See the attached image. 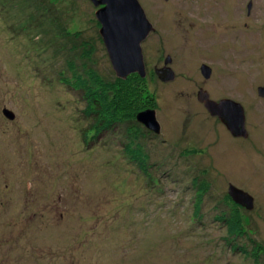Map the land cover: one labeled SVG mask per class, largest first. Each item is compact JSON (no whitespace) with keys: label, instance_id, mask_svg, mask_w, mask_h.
Returning <instances> with one entry per match:
<instances>
[{"label":"rangeland","instance_id":"1","mask_svg":"<svg viewBox=\"0 0 264 264\" xmlns=\"http://www.w3.org/2000/svg\"><path fill=\"white\" fill-rule=\"evenodd\" d=\"M248 1L138 0L156 32L127 84L156 134L129 100L100 127L78 85L116 78L89 0H0V264H264V0ZM168 56L173 82L154 71ZM203 80L242 105L246 138L197 101ZM229 183L253 197L233 237Z\"/></svg>","mask_w":264,"mask_h":264},{"label":"water","instance_id":"2","mask_svg":"<svg viewBox=\"0 0 264 264\" xmlns=\"http://www.w3.org/2000/svg\"><path fill=\"white\" fill-rule=\"evenodd\" d=\"M89 1L96 8L94 16L100 25L98 32L116 78L124 80L129 74L144 78L141 44L154 28L138 0ZM169 61V57H166L164 65L154 69L158 78L165 82L174 78V73L168 66ZM200 71L204 78L209 77L210 68L207 65H202ZM256 92L258 96L264 97V85L258 86ZM197 99L211 116H216L224 124L232 136H247L244 111L240 103L229 98L214 101L204 90L197 92ZM2 112L8 119H13L14 114L10 110L4 108ZM135 119L147 130L159 133L160 126L154 109L147 108L137 112ZM227 194L234 203L247 210L253 209V197L243 189L229 183Z\"/></svg>","mask_w":264,"mask_h":264},{"label":"trees","instance_id":"3","mask_svg":"<svg viewBox=\"0 0 264 264\" xmlns=\"http://www.w3.org/2000/svg\"><path fill=\"white\" fill-rule=\"evenodd\" d=\"M91 72L87 73L88 78L83 79L80 78L78 85L83 87L88 94V104L93 105L94 100L96 99V95L99 96V98L102 100L101 102V117L103 118L101 121H99L100 127H108L111 125L113 122V119L116 118V111L118 109H124L123 105L124 102H130L131 104V110H134L132 113V118H135V115L137 112L141 111L142 108H144L145 102H141V98L139 96V93L137 89L135 88V85H131L132 90L130 86L127 84V82L130 81V79L134 78L135 81L141 80L140 77L137 74L129 75L125 80H119L118 78H115L113 82H104L102 79L98 77L95 72L90 70ZM76 79H79V76H76ZM87 82V83H86ZM129 87V88H128ZM124 90H123V89ZM130 89V90H129ZM110 92V93H108ZM90 95V96H89ZM132 97V99H130ZM90 113V112H87ZM94 113H97V111L94 110ZM98 125V126H99ZM97 122H95V125L93 127L96 129L95 131L98 130ZM135 150V149H134ZM134 155H138V152L135 153ZM142 155V154H141ZM134 157V156H133ZM227 199H230V197L226 196ZM231 201V200H230ZM233 203V202H232ZM234 208L232 212V216H230V220L225 219L223 222H225V225H230V228L233 226L234 230L230 235L233 236H240L243 233H245L246 229L243 227V222L241 219V216L239 215L238 211V205L233 203ZM245 230H244V229ZM252 243L255 245L254 246V252L256 254L259 251H264V246L262 244H257L256 242L252 241ZM256 243V244H255ZM235 247V245L233 246ZM239 249V248H238Z\"/></svg>","mask_w":264,"mask_h":264},{"label":"flooded vegetation","instance_id":"4","mask_svg":"<svg viewBox=\"0 0 264 264\" xmlns=\"http://www.w3.org/2000/svg\"><path fill=\"white\" fill-rule=\"evenodd\" d=\"M165 1H167V0H165ZM252 7H253V3H252V1L251 0H249L248 2H247V4H246V15L247 16H250L251 14H252ZM255 16H256V14H255ZM149 20V19H148ZM97 21V20H96ZM150 21V20H149ZM177 22L179 23H181V21H179V19H177ZM97 24H98V26L100 27V25H99V23L97 22ZM151 24H152V22H151ZM180 25V24H179ZM152 26H153V24H152ZM153 28H154V26H153ZM99 30V29H98ZM154 32H156L155 31V29H153V31H151L150 33H149V35L147 36V37H149V36H151V34H153ZM98 34H99V32H98ZM100 36V35H99ZM146 37V38H147ZM100 39H101V37H99ZM146 40V39H145ZM144 40V41H145ZM102 41V40H101ZM143 41V42H144ZM169 57V59H170V61H169V63H168V66L170 67V63L172 62V59H171V57L170 56H168ZM165 60V59H164ZM164 60H163V64H162V66L164 65ZM202 65H207L209 68H210V75H209V77L208 78H204L203 77V75H202V77L204 78V80H207L208 81V79H210V76L212 75V72L214 71L213 70V68H212V65L210 66L208 63H206V62H202L201 64H200V66H199V71H200V67L202 66ZM161 66V67H162ZM171 69H172V71H173V73H174V78L172 79V80H170V82H173L174 81V79H175V72H174V70H173V68L172 67H170ZM200 73H201V71H200ZM198 81L197 82V85H196V99H197V92L199 91V90H204V91H206L207 92V94H208V97L210 98V99H212V100H214V101H219L220 99H223V98H228V97H214L213 95H211L209 92H208V90L207 89H205V81ZM163 82H165V81H163ZM166 82H168V81H166ZM264 85V84H263ZM230 99V98H229ZM233 100V99H232ZM197 101H198V99H197ZM199 102V101H198ZM199 103H201V102H199ZM202 104V103H201ZM202 106H203V104H202ZM211 116V115H210ZM211 118H217L216 116H211ZM218 119V118H217ZM220 121V120H219ZM221 122V121H220ZM222 123V122H221ZM223 124V123H222ZM224 125V124H223ZM230 133V132H229ZM246 138V137H245Z\"/></svg>","mask_w":264,"mask_h":264},{"label":"bare ground","instance_id":"5","mask_svg":"<svg viewBox=\"0 0 264 264\" xmlns=\"http://www.w3.org/2000/svg\"><path fill=\"white\" fill-rule=\"evenodd\" d=\"M225 127V126H224Z\"/></svg>","mask_w":264,"mask_h":264}]
</instances>
